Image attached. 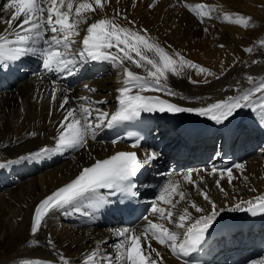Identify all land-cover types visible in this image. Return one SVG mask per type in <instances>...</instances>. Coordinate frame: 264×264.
<instances>
[{
	"label": "bare ground",
	"instance_id": "bare-ground-1",
	"mask_svg": "<svg viewBox=\"0 0 264 264\" xmlns=\"http://www.w3.org/2000/svg\"><path fill=\"white\" fill-rule=\"evenodd\" d=\"M80 2L83 0H74L75 5ZM4 3L5 0H0V36L8 35L9 39H14V35H10L12 29L5 22L10 13L2 10ZM184 4L207 5L204 11L210 15L205 16L201 23L196 14L185 8ZM117 12L121 15L116 16ZM237 13L251 18L247 29L223 19L225 14L236 19ZM123 16L135 21L137 27L147 29L152 39L159 41L169 54L178 52L186 60L215 74H197V69L185 67L181 75L169 73L164 82L174 95L161 91L145 92L143 95L165 98L179 107L196 109L236 96L240 90H247L252 86L247 82L248 76L254 78V83L264 80V45L260 43L264 41V0H110L102 12L85 14L88 23L81 24L80 36L72 38L76 41L72 45L73 53L82 46L81 40L88 24L102 17L115 18L119 23L125 24ZM20 19L13 22V27L20 23ZM50 35L49 33L47 38ZM37 47L46 46L41 44ZM247 48H252L253 51L248 53L245 51ZM99 63L104 64V68L100 74H93V79L87 84L74 90L58 87L55 106L50 103V92L45 80L39 81V76L25 75L26 70L21 72L24 77L20 76V70L13 68L16 62L0 71V164L4 165L0 168V264H24L25 261H31L32 264H64V261L68 264H86L93 252L97 255L92 264H109V257L112 258L111 264H122L116 258L118 252L115 247L120 243V237L103 224L100 225L102 229L75 226L77 220L72 216H69L73 218L71 222L62 213L55 212L42 224L38 234H31L34 208L40 201L73 179L82 167L92 163L94 155L103 158L123 149L122 144L100 142L99 139L106 130V126H102L95 129V138L89 134L84 148L55 150L60 134L59 126L69 109H76L77 118H80L82 107L90 108L92 117L104 111L109 113L110 118L119 110L117 97L124 79L122 69L111 62ZM127 66L135 73L145 75L143 69L132 64ZM85 85L96 91H88ZM6 86L8 90H5ZM65 96L67 104H63ZM82 97L87 99L82 100ZM97 101L103 103H96ZM160 118L166 123L172 120L185 129H193L195 145L192 146L196 147L210 149L223 133L222 124L217 125L195 112H188L183 116L166 113ZM190 120L195 127L188 126ZM226 124L236 133L238 145L249 149L260 148L258 137L264 130V124L261 123L259 110H237L229 121L223 123ZM161 129L164 127L161 126ZM160 141L162 144L158 153H169L172 156L176 149L185 147L179 135L170 130H163ZM44 148L50 151L38 158H29ZM146 152L157 153L155 150H142L143 158ZM248 158L244 178L240 176L239 169L235 170L231 183L228 182L227 174L221 179L218 174L210 175L209 170L204 174H195L188 168L183 170V175L192 172L195 185L206 191L217 204L219 216L233 213L228 209L241 201L264 196L263 152L257 149ZM148 163L151 164V161ZM166 176L165 184L161 185L164 181L160 179ZM149 177L154 178L156 183L152 202L157 200L158 207L170 208L159 201V194L168 183L177 181L175 175L152 167ZM179 185L177 191L185 193L188 203L180 202L179 197L174 196L177 207L173 211L176 214L188 207L193 219L202 215L190 207L192 202L204 208L205 214L209 211L210 205L204 201L196 187L185 179ZM220 188L224 191L221 192ZM82 204L83 202L78 204L80 210L77 215H86L85 219H92L87 216L89 209L83 208ZM157 216L159 214H152L154 223L164 224L182 235V230L166 220H158ZM49 240L54 242V248L49 245ZM148 243L151 244V249L160 253L162 260L158 264H180L170 256L165 246L150 238L148 241L143 238L142 241L146 255L150 252ZM151 255L155 258L154 252Z\"/></svg>",
	"mask_w": 264,
	"mask_h": 264
},
{
	"label": "snow or ice",
	"instance_id": "snow-or-ice-1",
	"mask_svg": "<svg viewBox=\"0 0 264 264\" xmlns=\"http://www.w3.org/2000/svg\"><path fill=\"white\" fill-rule=\"evenodd\" d=\"M108 2L110 0H92V2L83 0L75 5L74 0H5L3 4L2 10L10 13L5 22L12 29L10 35H14L15 38L9 39L8 35L0 36V71L30 53H39L45 56L43 66L49 72L63 73L66 71L68 75H75L78 71L77 63L89 60L111 62L122 69L124 79L122 86L118 89L119 96L117 97L119 110L110 118L109 113L104 111H100L98 116L92 117L91 109L82 107L80 118H77L76 109H69L59 126L60 134L57 139L56 151L84 148L89 134L95 138V129L102 126L110 128L120 122L135 120L142 113L195 112L219 125L229 121L237 110L249 109L252 112L259 110L261 123L264 124V80L254 83L252 76L247 77L248 84L252 85L247 90H240L236 96H230L226 100L196 109L179 107L159 97L143 95L145 92L155 91L174 95L164 82L167 81L169 73L181 75L185 67L197 69V74H215L186 60L178 52L169 54L159 41L152 39L147 29L137 27L135 21L128 20L127 16L122 17L126 21L125 24L119 23L115 18H100L88 24L85 30L86 34L81 40L82 47L73 53L72 45L76 41L72 38L80 36L79 27L81 24L88 23L85 14L102 12ZM184 7L195 13L201 23L204 22L205 16L210 15L209 12L204 11L208 7L204 4H184ZM115 15L120 16L121 14L117 12ZM21 17L22 19H20ZM236 17L233 19L232 15L225 14L223 19L245 29L249 27L250 17L239 13L236 14ZM18 19H20V23L13 27V22ZM49 33L51 34L50 38H47ZM260 43L264 45V41ZM41 44L46 47H37ZM113 49L116 51L113 52ZM245 51L251 53L253 49L247 48ZM68 53H72V55H68ZM127 64L143 69L145 75H139L130 70ZM216 78L219 79L218 76ZM191 82L196 83V81ZM85 88L88 91H96L94 88H89L88 85H85ZM254 97L257 98L253 99ZM55 98L54 87L53 101ZM81 99L86 100L87 98L82 97ZM67 103L68 99L65 96L63 104ZM96 103H103V101ZM105 121H107L106 124ZM113 143H117V141H113ZM130 146L136 148L139 144L134 142ZM49 151L44 148L40 153L29 158H38ZM157 157L158 153L146 152L144 158L140 159L135 151H122L108 159L96 160L92 166L83 168L75 179L48 195L34 208L31 221L32 235L35 236L41 230L42 223L46 222V218L53 212L79 211L78 204L84 201L89 202V207L99 209L107 203L99 195L101 189H108L123 196L139 195L133 191L136 188V184L133 182L134 178L141 172L145 163L155 160ZM2 167L4 165L0 164V168ZM244 167L243 164H235L236 169H244ZM217 172L221 179L226 173L229 183L234 179L231 167L218 170L213 166L209 174L215 175ZM184 179L197 188L204 201L210 205L209 211L205 214L204 208L192 202L190 207L202 215L193 219L188 207H184L180 214H176L173 211L177 207L173 199L174 196H178L180 202L188 203V201L183 191H177L180 186L178 181L168 183L161 190L159 201L164 205H169L170 208L153 206L151 211L154 214H159L161 220H166L175 228L182 230V235L172 231L164 224L152 221H148V227L139 234L134 229L123 228L116 233L122 240L115 245L118 252L116 258L122 261V264H158L162 260L160 253L151 249L150 243L147 245L150 252L145 254L141 243L142 238L145 241H148L149 237L155 239L159 244L169 248L177 259L189 257L205 243L209 230L220 215V209L206 191L195 185L191 171L185 175ZM216 184L219 187V179L216 180ZM220 191L223 192L224 189L220 188ZM228 211H244L253 216L264 215V196H257L254 200L241 201L229 208ZM145 219L147 220V217ZM49 245L55 247L51 240H49ZM152 252L155 253V258L151 255ZM96 255L93 252L86 264H92ZM108 260L111 264L112 258L109 257ZM24 264H32V262L25 261ZM64 264H68V262L64 261ZM260 264H264V261H261Z\"/></svg>",
	"mask_w": 264,
	"mask_h": 264
},
{
	"label": "rangeland",
	"instance_id": "rangeland-1",
	"mask_svg": "<svg viewBox=\"0 0 264 264\" xmlns=\"http://www.w3.org/2000/svg\"><path fill=\"white\" fill-rule=\"evenodd\" d=\"M182 73H184V70H183V72ZM248 116H250V113H248Z\"/></svg>",
	"mask_w": 264,
	"mask_h": 264
}]
</instances>
